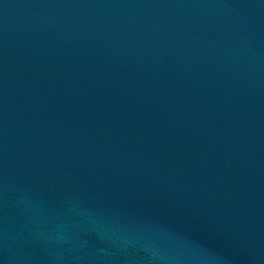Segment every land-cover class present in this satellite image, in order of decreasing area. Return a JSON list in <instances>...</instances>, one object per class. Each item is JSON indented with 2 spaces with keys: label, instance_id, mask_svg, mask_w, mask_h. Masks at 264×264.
Listing matches in <instances>:
<instances>
[{
  "label": "water",
  "instance_id": "1",
  "mask_svg": "<svg viewBox=\"0 0 264 264\" xmlns=\"http://www.w3.org/2000/svg\"><path fill=\"white\" fill-rule=\"evenodd\" d=\"M0 264H264V0H0Z\"/></svg>",
  "mask_w": 264,
  "mask_h": 264
}]
</instances>
